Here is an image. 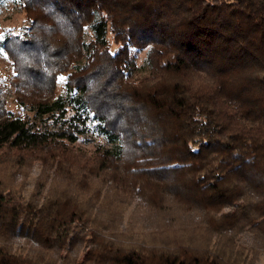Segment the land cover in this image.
<instances>
[{"label": "trees", "instance_id": "1", "mask_svg": "<svg viewBox=\"0 0 264 264\" xmlns=\"http://www.w3.org/2000/svg\"><path fill=\"white\" fill-rule=\"evenodd\" d=\"M16 2L29 23L3 42L10 83L40 120L1 99L0 148L54 168L44 195L0 177V264H257L264 0ZM90 120L108 145L87 156L73 145ZM134 192L156 229L121 227Z\"/></svg>", "mask_w": 264, "mask_h": 264}, {"label": "rangeland", "instance_id": "2", "mask_svg": "<svg viewBox=\"0 0 264 264\" xmlns=\"http://www.w3.org/2000/svg\"><path fill=\"white\" fill-rule=\"evenodd\" d=\"M28 23V20L24 16V12L20 9L16 0H0V100H3L4 107L12 111L14 115H20L28 120L39 121V116L34 117V112L22 106L16 99L14 86L10 83V79L14 73L13 62L9 58L3 45L7 36L11 34L22 35ZM131 54L139 65L145 57V50L132 48ZM42 67L46 69L47 66L43 63ZM64 81L65 74L59 75L56 93L63 92ZM80 128H83L82 124ZM106 145H108L106 140L103 136L98 134L95 122L90 120L88 124L84 125L83 131L79 133L78 139L74 142L73 149L78 153L83 152L88 156L96 147ZM10 160L12 162H10ZM16 161H18L17 164L15 163ZM12 163H15V166H12ZM8 168H13L14 170L10 171ZM53 168L45 165L38 158L35 159L24 155L23 159H18V155L8 152L5 148H0V177L12 184L21 183V192L25 197H29L34 191L42 189V185L45 186L43 195L45 194L53 178ZM132 195L129 204L124 206L126 209L123 219L120 221L121 227H124L126 223L127 225L131 224L130 226L128 225V229L134 233L156 229L154 216L152 215L149 219L145 217V201L142 196L137 194V192H134ZM155 239L157 241L159 240L158 238ZM251 240L252 238L248 233L242 234V242L249 244ZM12 241L15 246L27 247L31 244L34 245L32 241L19 237L14 238ZM157 241L153 240V243H157ZM85 244L86 243L80 244V246L70 252L69 255L74 256L77 254V261H80L87 250ZM61 254H65L64 251ZM263 260L264 257L260 258L257 264H261Z\"/></svg>", "mask_w": 264, "mask_h": 264}]
</instances>
